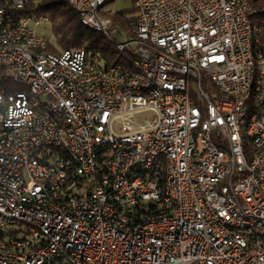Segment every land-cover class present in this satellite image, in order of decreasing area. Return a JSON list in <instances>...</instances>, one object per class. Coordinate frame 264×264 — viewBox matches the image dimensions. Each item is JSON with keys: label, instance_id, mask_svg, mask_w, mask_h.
I'll return each mask as SVG.
<instances>
[{"label": "built area", "instance_id": "2783aa9c", "mask_svg": "<svg viewBox=\"0 0 264 264\" xmlns=\"http://www.w3.org/2000/svg\"><path fill=\"white\" fill-rule=\"evenodd\" d=\"M68 1L126 35L122 43L144 56L150 80L142 82L139 71L136 81L123 83L129 72L120 63L111 67L100 52L47 51L36 27L48 15L33 13L29 0H0V227L6 229L0 264H264V241L251 233V225L264 230V159L240 157L234 125V117L254 111L252 131L264 144L259 36L257 105L243 100L248 13L264 8L253 10L249 0H122L132 10L131 30L140 34L132 41L113 19L118 10L101 8L105 0ZM16 36H25V44L6 49ZM145 37L188 57L194 70L161 60ZM65 59L82 68V77L65 71ZM148 84L157 91L142 93ZM161 86H171L172 94H162ZM37 96H45V105L36 104ZM195 98L208 103L214 121L200 132V158L191 161ZM47 107L61 108L74 132L50 119ZM146 111L151 119H136ZM219 142H231L233 152ZM65 150L78 156L80 171ZM156 154L163 161L149 173L131 175L134 163ZM165 173L180 177L179 192ZM224 173H231L230 186H222ZM57 186L66 193L57 194ZM174 196H181L180 208H173Z\"/></svg>", "mask_w": 264, "mask_h": 264}, {"label": "bare ground", "instance_id": "6f19581e", "mask_svg": "<svg viewBox=\"0 0 264 264\" xmlns=\"http://www.w3.org/2000/svg\"><path fill=\"white\" fill-rule=\"evenodd\" d=\"M70 3L75 10H77L81 16V20L84 25L90 27L93 30L101 32L107 40V45L113 46L120 53L124 54V62L120 63L122 70L125 72L123 75V83H131L137 80V74L142 71V82H149L150 71L143 70L144 56H138L133 54L132 51H127V45L116 41L115 36L111 31V27L96 23L85 16L80 6H76L73 1L65 0ZM115 0L101 1V8H105V5ZM40 4V0H29V5ZM264 8V7H261ZM253 10H260V7L254 6ZM257 14V12L248 13V23L246 29V39H248V68H249V80L248 87L243 91V100L246 105H257V95L259 91V79L261 71L260 62V43L256 39L259 35V26L253 25L251 22V16ZM134 34L132 41H140V34L137 31H132ZM130 38V37H129ZM25 44V36H16L14 42H6V49H14V45ZM145 47L150 50H159L160 59L165 62H178L179 66L184 70H194V63L188 59V57H179V54H173L168 51L167 45H159L157 40L152 37H145ZM101 57L103 55L101 54ZM111 67H118V63L111 65ZM65 71L72 72L74 77H82V68L77 67L73 59H65ZM157 91V84L142 85V93L153 94ZM162 94H172L171 86H161ZM11 97H19L18 89H10ZM37 105H45V96L36 97ZM195 111H199L198 121L196 123V131L191 132V161H198L201 151V135L200 132H204V129H208V121H214V114L212 108H208V103H203L202 98H195ZM47 116L53 119L60 126H65L66 132H74V123L72 119L65 118V114L61 108L47 107ZM29 115L21 114V123H28ZM234 125L238 127L236 129V137L239 141L240 157L251 158L253 160L264 159V144L255 139L253 129L255 125L254 111H246L242 117H234ZM3 136H11V129H3ZM219 149H226V152H233V145L231 142H219ZM65 159H69V163L73 171H80L79 158L76 154H72V150H65ZM163 161V154H156L151 156V161H144L134 163L131 167V175H138L139 173H149L153 169V163H160ZM231 173H224L222 175V186H230ZM165 181H171L172 192H179L182 188V181L180 177H173V173H165ZM0 182H4V174H0ZM66 193V186H57V194ZM181 196H174L173 208H180ZM219 227H226V219L218 218ZM251 233H256V238L264 241V230H258V225H251ZM0 237H6V229L0 227Z\"/></svg>", "mask_w": 264, "mask_h": 264}, {"label": "trees", "instance_id": "16d2710c", "mask_svg": "<svg viewBox=\"0 0 264 264\" xmlns=\"http://www.w3.org/2000/svg\"><path fill=\"white\" fill-rule=\"evenodd\" d=\"M254 6L264 7V0H249ZM31 11L37 15L46 14L51 22L57 44L48 41L47 51L60 53L67 48H85L91 53L100 52L107 63L115 65L124 62V54L113 46L107 45V40L101 32L91 29L83 24L81 16L75 8L65 0H46L40 4L29 5ZM131 9L118 10L113 19L115 23L133 37L131 22L133 16ZM253 25L261 29V45L264 46V11L251 16Z\"/></svg>", "mask_w": 264, "mask_h": 264}, {"label": "rangeland", "instance_id": "374dc122", "mask_svg": "<svg viewBox=\"0 0 264 264\" xmlns=\"http://www.w3.org/2000/svg\"><path fill=\"white\" fill-rule=\"evenodd\" d=\"M105 8L112 9L114 11L128 8V5L125 4L122 0H115L114 2H109L105 5ZM36 30L38 34L42 35L47 41L53 44H57V39L53 33L51 22L42 21L37 27ZM115 39L117 42L122 43L127 40L126 35L123 33L116 34ZM152 113L149 111L142 112L136 115V119L140 122H144V120L151 119Z\"/></svg>", "mask_w": 264, "mask_h": 264}]
</instances>
